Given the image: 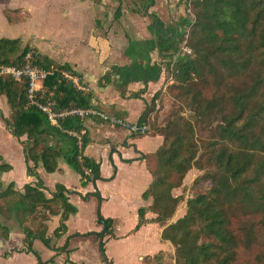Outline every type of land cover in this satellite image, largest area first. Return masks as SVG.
<instances>
[{"label": "trees", "instance_id": "obj_1", "mask_svg": "<svg viewBox=\"0 0 264 264\" xmlns=\"http://www.w3.org/2000/svg\"><path fill=\"white\" fill-rule=\"evenodd\" d=\"M155 4L156 0L135 4L136 13L150 19V37L129 40L124 52L129 65L113 66L101 78V83L113 84L123 95L131 84L145 88L167 74L165 81L170 76L173 81L167 89L176 90V99L184 105L164 127L160 149L142 158L152 177L142 199L151 205L138 210L135 230L147 223L148 212L154 213L153 223L163 227L162 240L174 249L169 255L173 264H264V0H186L187 14L172 24L150 12ZM120 9L115 19L121 15ZM186 35L190 54L179 56ZM29 53L32 66L53 71L43 81L42 95L55 104V110L89 108L92 96L64 77L77 76L69 66L55 64L27 46L22 49L18 39H0V98H5L10 109V118L3 122L12 137L18 141L26 138L20 141L26 173L37 179L35 185H25L22 193L13 183L4 187L0 182V239L6 242L17 232L24 236L22 252L32 254L37 264H52L54 258L43 262L33 244L39 241L56 256L68 255L69 240L79 235L67 238L61 248L52 243L66 233V222L77 208L67 200L66 194L72 193L62 186L56 187L51 199L46 198L36 171L41 166L52 174L62 159L85 186L100 180V166L83 155L86 135L79 147L64 133L80 132L83 122L69 117L62 121V130L51 127L46 117L28 104L27 81L1 74V68L22 64ZM152 53L168 62H152ZM150 113L151 108H146L139 125ZM50 137L62 141L66 152L50 146ZM193 168L205 172L193 185L205 180L210 187L195 192L185 201L184 216L167 224L183 202L182 196L173 193ZM9 171L11 167L0 157V174ZM52 205L58 206V212L52 211ZM49 216L60 219L58 228L47 236L43 221ZM31 223L38 227L33 229ZM103 223L110 235L113 221L100 218L98 224ZM92 235L100 238L95 233L81 237ZM100 253L104 264H112L103 243ZM162 256L145 258L144 263L160 264Z\"/></svg>", "mask_w": 264, "mask_h": 264}, {"label": "crops", "instance_id": "obj_2", "mask_svg": "<svg viewBox=\"0 0 264 264\" xmlns=\"http://www.w3.org/2000/svg\"><path fill=\"white\" fill-rule=\"evenodd\" d=\"M125 49L123 57L126 62L123 64H117L111 59V57L115 56V52L111 48L106 53L109 59L106 54L103 57L100 55L99 58L96 55L89 58L72 55L64 57L59 62L52 55L42 56L48 57L55 64L69 66L77 74L79 86L92 96L90 103L92 107H96L107 114L132 124H139L146 108H151V113L143 124L148 125V122L153 119V114L157 111V109L153 111L152 102L157 103L159 102L158 99L163 97L160 95V97L156 98L160 82L150 83L145 88L142 84H131L123 95L120 94L113 84L104 85L101 83V78L111 67L129 65V59L124 56ZM153 55H156L160 61V57L156 53H152V62L156 64L166 62V60L160 62L153 60ZM107 59L109 62H106L108 61ZM142 90L144 92L140 93ZM136 94L139 95L137 99L134 98ZM9 118L10 109L6 100L5 98H0V134L4 138L7 137L10 141H13L15 138L9 134L3 122V119ZM82 126L88 139L83 155L99 164L100 180L89 182L83 186L81 177L70 169L62 159L58 160L57 170L52 174L46 173L41 166L36 171L38 180L43 183L45 188L46 198L51 199L55 194L56 187L62 186L66 191L72 193L66 194V197L68 202L77 208V213L66 222V233L60 239L53 240L52 245L55 248H61L67 238L74 235H79L80 237L69 240L68 255L59 254L56 256L52 250L44 247L39 241L34 242L33 250L39 254L43 262L54 258L52 264H91L89 256L96 260L93 261V264H104L99 248L101 243L104 244L107 259V244L111 245L112 253L117 249V258H119V255H133L140 264H145V258H152L160 254L173 255V247L161 238L163 227L153 223V220L156 219L154 213L148 212L145 216L147 223L140 227L139 230H135L138 224V210L151 205V201L145 202L142 199L143 193L148 190L152 183V177L146 162L142 158L143 156L156 153L160 149L163 136L158 133L141 137L135 136L122 128L113 127L95 119L85 120ZM25 140L26 138H22L20 141ZM15 141L19 147L18 152L20 155L18 158L20 177L22 179L19 184L14 179L15 167L2 153L3 147L0 145V157L5 164L11 167V171L2 174L0 182L4 187L13 183L15 190L22 193L25 185H35L37 179L27 176L22 145L17 139ZM48 143L50 146L52 145L59 150L63 149L66 152V145L59 139L50 137ZM189 173L186 177H188ZM3 178L6 180H3ZM174 193L173 195L175 196ZM84 205H88L91 208V212L95 214L91 218L94 228L88 231H86L87 229H82L84 227L82 206L84 207ZM178 210L179 206L167 224L174 223L184 216L185 212H178ZM50 218V221L45 222L47 236H50L59 226V216ZM100 218L113 221L110 229L111 234L107 235L106 231L104 238H101L103 224H98ZM119 227H124L125 230L119 229ZM87 233L100 234V238L95 235L81 237ZM23 240V235L13 232L10 234L8 241L0 242V264H37L32 254L22 252L25 248ZM108 261L113 264L109 259ZM118 264L123 263L119 262Z\"/></svg>", "mask_w": 264, "mask_h": 264}, {"label": "rangeland", "instance_id": "obj_3", "mask_svg": "<svg viewBox=\"0 0 264 264\" xmlns=\"http://www.w3.org/2000/svg\"><path fill=\"white\" fill-rule=\"evenodd\" d=\"M137 2L138 0H0V37L10 40L18 39L22 49L27 46L40 55H52L59 62L64 57L72 55L85 58L93 55L98 58L100 55L103 57L111 48L115 52V56L111 59L117 64H123L126 62L123 51L128 41L145 40L150 37L147 31L150 19L136 13ZM119 6L121 15L115 19ZM185 7L186 0H156L155 7L150 12L158 16L165 24H172L187 14ZM106 57L109 59L108 54ZM153 60L160 62L163 59L160 58L159 61L156 55H153ZM165 60L168 62L167 59ZM166 76L167 74L159 80L158 97L160 95L163 97L158 99L159 102L153 103V111L155 109L157 111L153 114V119L148 122L149 131L146 135L153 133L163 135L164 127L184 109L183 103L176 99L178 92L173 88L171 91L167 89L171 84L167 85ZM193 125L194 132L198 133L199 129L195 124ZM5 138L0 134L2 153L14 165V179L19 184L22 179L18 158L19 147L15 139L10 141L7 137ZM203 175H205L204 171L193 168L188 177H185L182 187L175 191V196L183 198L178 212L186 211L185 201L195 192L200 189L205 191L210 187V183L205 180L193 185L194 180ZM3 180L6 179L3 178ZM51 209L58 212L57 205H52ZM82 210L84 214L82 229H87L86 231L93 229L91 218L95 214L91 212L88 205L82 206ZM111 211L114 212L113 209ZM50 217L52 216H49L47 221L51 220ZM43 222L45 225L46 221ZM29 225L33 229L38 227L37 223ZM119 229L125 230L124 227ZM0 242L3 240L0 239ZM106 249L108 259L113 264L119 262L140 264L133 255H119L117 258V249L112 253V247L109 244ZM89 257L93 264L96 260ZM85 260L88 261L86 258ZM160 264H173V258L163 255Z\"/></svg>", "mask_w": 264, "mask_h": 264}, {"label": "built area", "instance_id": "obj_4", "mask_svg": "<svg viewBox=\"0 0 264 264\" xmlns=\"http://www.w3.org/2000/svg\"><path fill=\"white\" fill-rule=\"evenodd\" d=\"M187 38L188 35L185 36L184 41L180 47L179 56L190 54V51L186 46ZM172 61H175V58H173ZM1 74L7 75L18 82L22 80L27 81L26 98L28 104L35 107L41 114H43L46 117L49 125L57 130H62L61 125L63 120L69 117H76L81 122L89 119L99 120L113 127L122 128L129 132L131 135L135 136H145L149 131L148 125L129 123L92 106L89 108L66 109L63 111L55 110V104L50 100H44L42 95L43 81L47 77L52 76L53 71L42 70L38 67L32 66L30 53L25 56L22 64L1 68ZM64 77L71 81L78 89L84 91V89L79 86V80L77 77L69 76L68 74H65ZM172 83V76H170L168 78L167 85H170ZM64 133L74 138L77 141L79 147L81 146L82 137L86 135V131L84 128H82L80 132L64 131ZM85 174L89 175L87 171L85 172Z\"/></svg>", "mask_w": 264, "mask_h": 264}, {"label": "water", "instance_id": "obj_5", "mask_svg": "<svg viewBox=\"0 0 264 264\" xmlns=\"http://www.w3.org/2000/svg\"><path fill=\"white\" fill-rule=\"evenodd\" d=\"M106 231H107L106 224L103 223V232L101 234V238H104ZM99 248L101 250V244H100Z\"/></svg>", "mask_w": 264, "mask_h": 264}]
</instances>
